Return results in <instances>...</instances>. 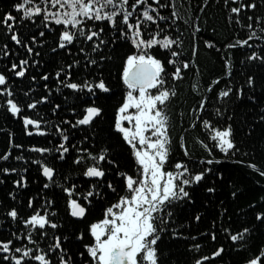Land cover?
Returning a JSON list of instances; mask_svg holds the SVG:
<instances>
[{
  "label": "snow or ice",
  "instance_id": "6c2138e0",
  "mask_svg": "<svg viewBox=\"0 0 264 264\" xmlns=\"http://www.w3.org/2000/svg\"><path fill=\"white\" fill-rule=\"evenodd\" d=\"M225 3L236 4L237 0H225ZM262 5L264 0H241L238 6L230 7L231 13L237 14L238 24L241 23L239 14L242 10H251L253 14L245 12L246 19L251 21L246 24L250 30L248 38L225 47L248 46L251 49L249 40L264 42V15L255 14ZM166 6L174 7L162 4L161 0H15L10 5L15 13L12 10L0 13V30L4 36V42L0 43V57L7 58L10 53L15 55L14 47L24 50L22 56L33 57H17L16 62L9 61V66L0 70V106L11 117H19L25 135L47 139L48 135L55 133L58 141L51 147L30 143L25 148L23 143H13L9 133V145L25 149L28 154L21 152L16 155V165L13 166L7 163L13 159L12 154L9 151L0 153V162L5 165L0 166V184L10 174H15L12 185L17 189H26L29 184L26 165L30 162L35 165L36 180L41 183L42 189L58 187L63 201L60 205L45 192L43 202L36 206L35 198L30 196L27 206L32 211L23 217L16 207H10L6 217L19 221L23 227L11 234L20 241L19 244L13 239L0 240V264H163L158 241L162 242L164 236L175 238L184 235L175 227L180 205L195 204L201 192L205 194L206 201L207 194L215 191V187L208 186L207 181L209 176H222V173L212 166L219 164L223 157L231 158L239 147L232 124L221 125L219 120L212 118L213 115H225L221 107H213L212 113L205 109L210 99L221 103L225 98H241L244 89L234 87L229 81L232 86L226 85L216 92L213 86L221 82V77L216 76L207 85V91L212 93L210 98L200 96L199 83H193L192 91L200 98L190 110L195 120L189 128L203 130L204 138L196 136L194 144L202 148L205 155L199 158L197 164L191 159L184 135H180L178 148L188 159H172L173 140L169 131L172 118L168 104L177 95L175 82L183 78L184 70H191V62L186 58L179 59L181 53L177 49L182 41L179 36H173L168 30L171 25L167 23V19L175 23L179 13L173 10L166 18L159 11ZM37 21L39 28L36 31L27 35L20 31L21 28L33 27ZM159 22H164L163 27ZM199 30L197 27L196 32ZM52 33L55 47L50 51L54 55L65 53L72 56L74 47L82 54L80 57L73 56L71 62L59 64L54 71L56 91L68 90V96L74 94L76 101L66 108L73 118L62 119L59 123L43 116L34 117L27 112L35 110L40 104H51L49 94L29 97L22 102L10 87L13 77H24L30 65L39 66L37 58L41 53L37 48L45 46L46 34ZM118 42L127 44L128 51L120 57L117 68V78L123 91L114 108L109 131L126 148L132 164L130 170L121 166L110 146L92 150L86 145L90 142L88 132L96 128L104 116L105 109L97 101L111 91L101 62L107 63L112 57L101 49L109 46L114 49ZM204 43L214 47L210 40ZM160 50H165L163 58H158L156 54ZM195 51L194 46L193 54ZM81 60L84 61L82 66ZM246 60L258 61L259 66H264V47L251 50ZM223 64L224 74L231 77V59H225ZM168 66L173 70L169 71ZM73 68L83 74L74 76ZM97 72L99 75H96ZM40 78L48 81L49 73L44 72ZM31 80L36 81L37 76L33 75ZM245 84L253 92L249 99H260L254 94L256 77L246 75ZM43 87L51 92L47 83ZM32 90L29 88V92ZM24 95L28 97L27 92ZM61 107L60 103H56L51 111L55 114ZM78 129L84 135L74 142L76 138L71 133ZM58 161H68L67 173L57 169ZM247 166L264 178V167L251 161L247 162ZM56 177L60 178L59 181ZM110 193L114 195L112 200H108ZM8 196L16 198L12 191L8 192ZM260 199L264 202V196ZM98 204L101 205L99 217L89 220ZM254 206L260 209L253 216L259 222L257 226L264 225V204ZM190 219L199 221L201 216L196 214ZM84 221L87 223L83 231L73 230L67 235L61 231L65 223ZM223 230L227 233L226 239L243 247L239 242L245 240L252 229L242 227L235 233L227 227ZM208 235L215 242V232L211 231ZM85 236L87 242H84ZM73 239L82 242V249L75 253L65 247V243ZM190 247L199 249L201 245ZM224 250L222 244L216 246L210 257L218 258ZM77 256L79 259H76ZM210 257L202 255L194 259L193 264H202ZM262 257L264 247L259 249V255L247 258L245 264H264Z\"/></svg>",
  "mask_w": 264,
  "mask_h": 264
},
{
  "label": "trees",
  "instance_id": "16d2710c",
  "mask_svg": "<svg viewBox=\"0 0 264 264\" xmlns=\"http://www.w3.org/2000/svg\"><path fill=\"white\" fill-rule=\"evenodd\" d=\"M14 2L15 0H0V13L10 10V5ZM149 2H151V0H149ZM240 2L241 0H237L236 4H226L225 0H207L206 3L205 0H161L162 4L174 6H166L165 8L159 9L163 16L166 18L170 17L173 10L179 13V18L175 20V23H173L172 19H167V23L171 25V28L168 30L171 31L173 36H179L182 41V44L177 49L181 53L179 59H190L189 61L193 63V65H191V70L185 71L187 75L184 77V80L182 79L183 82L176 83L177 95L173 98V105H171L170 102L172 109L170 105L168 106V112L172 120H177V118H179V124L178 127H176L177 133L181 131L184 133L185 141L192 155H205L203 150L198 145L194 144V138L196 136H200V138L203 139L200 128L189 129L190 120H193V113H191L190 110L197 104L200 98L192 91V85L198 82L200 85V96H204L206 94L207 85L211 83L212 79L216 76H220L221 82L213 86L216 92L218 89H224L226 85H229V81H231L234 87L244 89V95L239 99L233 98L229 100L225 98L221 103H216L210 99L205 111L212 113L213 107H221L225 115L223 117H215L213 115L212 118L214 121L219 120L220 124H232L237 146L239 147V151L237 152L239 158L236 159V162L241 163V161H245V163H242L243 165L229 162L214 167L222 173V176H209V180L207 181L208 186L215 187V191L211 194H207L206 201L204 199L205 194L201 192L192 209H188V211L184 210L187 209V206L181 208V211L175 217V227L178 231H182L184 235L175 238L164 236L162 237V242L159 241L158 243L159 250L162 253L163 264H190L198 256L210 255L214 247L221 244L224 246L225 250L216 264H241L247 258L254 255L259 247H264V225L257 226L259 222L255 221L253 218L254 212L260 210L254 205L264 204L260 199L264 196V178L259 177L257 173L247 167L248 161L255 162L258 166L264 167V87H261V84L264 83V66H259L258 61L254 63L246 60V56L250 54L252 48L246 51V49L239 47H225L227 43L233 42L235 38H246L244 30L247 28L246 24L251 22L246 19L245 12L247 15H252V11L243 10L242 13L239 14L241 19V23L239 24L236 23L237 15L230 11L231 6H238ZM257 2H260V0H257ZM255 14L264 15V5L256 9ZM159 23L161 27H163L164 22ZM195 27L200 29L199 32H196ZM38 28L39 25L36 23L33 27L29 29L21 28L20 31L27 35L32 31H36ZM53 35L54 33L46 34L45 46L37 48L41 53L37 58L40 63L39 66L32 69V75L30 76L36 75L37 80H32V83L27 81V83L30 84L25 88L34 86L38 83L44 85L46 81L40 78L44 72L49 73V84H55L53 77L57 66L65 61L71 62L73 56H82L81 53L76 51L75 47L73 48L72 56H68L65 53H57L54 55L50 51V48L55 47V45L52 44ZM104 39H107V37H104ZM206 40L212 41L214 47L205 45L204 41ZM3 42L4 36L2 30H0V43ZM193 43H195L196 46L194 58L190 55ZM249 44L251 45L252 42ZM261 47H264V43ZM22 51L24 52L23 49ZM101 51L112 57L107 63L101 62L104 78L107 80L112 93L109 97L107 95L106 97L102 96L99 102L97 101V103L102 105L105 109L103 118L98 122V127L100 128V132H104L106 135L105 142L108 143L111 150H117L123 153L122 149L124 146L119 143L115 135L110 133L109 124L117 99H119L121 95L120 84L118 83V78H116L117 68L120 64V57L128 51V45L123 42H118L114 49L112 46H109L107 48H102ZM164 51L165 50H162L156 53L158 58H163ZM0 58L3 59L4 57ZM9 58H7L6 61L9 60ZM229 58L232 62V75L235 74V76L224 79L223 62L225 59ZM83 64L84 61L81 60V66ZM197 68L199 71H197ZM168 70L172 71L173 69L171 66H168ZM72 71L76 77L83 74L77 71L76 68H73ZM34 72H39L40 75L34 74ZM248 74L254 75L257 79L254 94L260 97L258 100L249 99L253 92L250 91L245 84L246 75ZM96 75H99V72H97ZM47 90L48 89H46V91ZM61 91L62 92L59 94L51 93V104L47 103L44 105V108H42V105H40V107L42 110H46L47 113H51V107L54 105L53 99L56 98L54 102L59 101L62 107L57 110L55 117L61 116L63 119L67 117V119H70L66 108L68 105L73 104L71 100H73L74 94L68 96V90L62 89ZM23 92H27V90L24 89V91H20L21 95H16L18 100L22 102L29 98L25 97ZM44 93L45 90L40 86L34 93L30 94L33 98H38L39 95ZM206 96L211 98L212 93L208 92ZM37 116L43 115L38 113ZM176 124L177 121H175V125ZM12 129L16 132L19 130V128L14 125V122L11 121L10 115L0 106V144L2 146L6 143V135L13 132ZM79 132L84 134L82 130ZM76 133L77 132L72 131L71 135L73 136V134ZM177 133H175V135ZM54 134L55 133L50 135L55 137L56 135ZM186 134L190 137L186 136ZM88 135L90 136L89 132ZM74 136H77V134ZM90 137L93 136L91 135ZM46 142L45 138L40 137L38 139H33L30 143L44 145ZM105 142H102V144ZM91 144V142H86V145ZM97 144L98 143H93L91 149L95 150L98 148L99 145ZM2 152L3 151H0V153ZM127 154L126 151V156ZM126 166L124 168H126ZM56 167L59 171H63L64 173L69 171L68 161L63 163L56 162ZM29 169L27 173L29 179H34L38 185L34 188L24 189V193L29 197H35V193L33 192H37L38 196L41 195L43 199L46 192L49 198H54L58 204L62 205L61 193L58 189L49 188L47 190H42L41 183L35 180V166H30ZM57 178L58 180L60 179L59 177ZM11 187V184L8 185L6 183L5 186L1 188L2 194H0V199L2 197L1 195L4 196ZM32 189L34 190L31 191ZM226 192L230 193L228 198L226 197ZM233 192L236 193L235 196L232 195ZM27 195L21 198L22 203H20V200L17 201L16 204L8 202L5 212L10 207H16L21 215L23 212L22 205L24 206L27 204ZM58 196L60 197L58 198ZM95 212L94 210L91 215ZM60 214L63 215L62 210ZM196 214L201 216V219L197 222H195L196 220L190 219ZM90 217L91 216H89V220L91 219ZM83 223L86 224L85 221ZM82 224L65 223V227L61 229V231H63L64 234L65 232L68 234L73 230L81 231ZM225 227L232 233L239 231L242 227H249L252 230L247 235V239L243 241V247H238L237 244H232L226 239L227 233L223 230ZM211 231L215 232V242H213L208 235ZM70 243L71 242H66L65 247L72 251V246L74 244ZM195 244H200L201 247L199 249L190 247ZM206 264H212V262Z\"/></svg>",
  "mask_w": 264,
  "mask_h": 264
},
{
  "label": "rangeland",
  "instance_id": "374dc122",
  "mask_svg": "<svg viewBox=\"0 0 264 264\" xmlns=\"http://www.w3.org/2000/svg\"><path fill=\"white\" fill-rule=\"evenodd\" d=\"M10 10H12L14 13H15V10L14 9H10ZM243 11V10H242ZM237 15V14H236ZM251 22V21H250ZM38 25H39V21H37L36 22ZM59 27V26H58ZM195 29H196V27H195ZM244 33H245V39H247L248 38V36L250 35V30L248 29V28H246L245 30H244ZM257 35L259 36V32H257ZM237 40H239V39H234L233 40V42H231V43H227V45H229V44H236V42H237ZM254 41V39L251 41V40H249V43H251L252 42V50H256V49H258V48H261V45L264 43V42H262V41H260L259 39H255V41ZM195 46V43H193V46L191 47V50H190V55H191V57L192 58H194L195 57V54H193V47ZM237 47H239V48H244V49H246V51H248V50H250V48L248 47V46H237ZM228 48V47H227ZM195 49H196V46H195ZM160 51H162V50H160ZM13 52L15 53V55H12L11 53H10V55H9V57H7V58H9V60H7L6 61V59L7 58H3V59H1L0 58V70L2 69H5L6 67H8L9 66V61H11V62H16V60H17V57H20V58H24V56H22V53H23V51H22V49H17V48H13ZM92 55H95L94 53L92 54ZM25 58H27V59H32V58H30V57H25ZM191 58V59H192ZM181 60H183V59H181ZM190 60V59H189ZM192 61V60H191ZM191 65H193V63H191ZM35 67H37L36 65H30L29 67H28V70H27V73H26V75L24 76V77H20V78H16V77H13V79H12V83H11V85H10V87L13 89V91H14V94H15V96L16 95H21V93H20V91H24V89H26L27 90V93H28V97H31V98H33L32 96H31V94L30 93H34L35 92V90L37 89V88H39L40 86H42L43 87V85H41V84H35L34 86H30V87H28V88H25V87H27V86H29L28 84H30V83H27V81L28 82H31L32 83V80H31V75H32V69H34ZM34 71V70H33ZM186 70H184V76H183V80H184V77L187 75V73L185 72ZM34 74H37V75H40L39 74V72L37 73V72H34ZM197 75V74H196ZM225 77H224V79H228L229 77L228 76H226V75H224ZM231 76H235V74L234 75H231ZM116 77V76H115ZM117 78V77H116ZM56 78H55V76L53 77V80H55ZM182 79H180V80H178V81H176L175 82V87H176V89H177V86H176V83L177 82H180V83H182L183 81H182ZM46 83L49 85V89H51V91L52 92H50L49 93V91L47 90L46 91V89L43 87V89L45 90V93L44 94H49L50 95V100H51V93H55V94H59L60 92H57L56 91V88H57V85L56 84H49V82L48 81H46ZM118 83L120 84V89H121V95H122V91H123V89H122V85H121V83H120V81L118 80ZM169 83L171 84L172 82L171 81H169ZM29 88H32L33 90L31 91V92H29ZM18 91H19V93H18ZM218 91H219V89H218ZM217 91V92H218ZM62 92V91H61ZM23 93H25V92H23ZM112 93V91H110L108 94H107V96L109 97V95ZM208 94V91H207V87H206V94L204 95V96H206ZM121 95L119 96V99H117V102H116V105H115V107L117 106V104H118V102L120 101V99H121ZM25 96V95H24ZM106 97V96H105ZM17 99H18V97H16ZM101 98H102V96H101ZM100 98V99H101ZM56 99V98H55ZM55 99H53V104H56V103H60L59 101H56V102H54V100ZM99 99V100H100ZM99 100H98V102H99ZM72 102H73V104L76 102L75 101V98H73V100H71ZM172 101H173V99L171 100V105H173L172 104ZM47 104V102L46 103H44V104H40V105H42V108H44V105H46ZM40 105H38L37 106V108L35 109V110H27V112L28 113H30L32 116H34V117H36L37 116V114L38 113H41V115H43V117L45 118V119H48V120H51V121H57V123H59L63 118L61 117V116H58L59 117V119H58V117H55V114H53L52 112L51 113H47L46 112V110H42V108L40 107ZM170 105V103L168 104V106ZM170 105V108L172 109V106ZM189 113V112H188ZM192 113V112H191ZM190 113V114H191ZM68 114V116H69V118L70 119H72L73 117H72V114L71 113H67ZM181 115V114H180ZM11 117V116H10ZM56 118H57V120H56ZM68 118V117H67ZM172 118V117H171ZM65 119V118H64ZM194 120H195V116H194V114H193V120L191 119L190 120V123H193L194 122ZM11 121H13L14 122V125H16L18 128H19V130L16 132L15 130H13V132H11V134H12V140H13V143H23L24 145H25V148H27V146H28V144H30V142H32V140L33 139H38V138H40L41 136H36V135H33V136H31V137H29V136H27V135H25L24 134V132L22 131V124H21V122H20V120H19V117H16V118H13V117H11ZM175 121H177V124L175 125ZM178 124H179V118H177V120H172L171 119V127H170V129H169V131H170V134H171V137H172V140H173V152H172V159L173 160H175V159H188V158H186V157H183V155H182V150H180L179 148H178V142H179V137H180V135H184V133H182V131L181 132H179V133H177V131H176V127H178ZM221 125H223V124H221ZM43 126V125H42ZM65 127H67L66 125H65ZM189 129H193V128H189ZM74 132H77L76 134H77V136H75V138H76V140L74 141V142H76V141H79V139L84 135V134H82L81 132H79L80 130L78 129V130H73ZM200 132H201V135H202V138H204V132H203V130L202 129H200ZM14 133V134H13ZM175 133H177L176 135H175ZM76 134H73V136L74 135H76ZM89 134H90V136L92 135L93 137H90V142L93 144V143H98L97 145H99V147H103V146H108V143L107 142H105V138H106V135L104 134V132H100V128L97 126L96 128H94V129H92V130H90L89 131ZM55 135V134H54ZM186 136H189L188 134H186ZM185 137V136H184ZM190 137V136H189ZM41 138H44V137H41ZM48 139V140H47ZM47 139H46V144H42L41 146H49V147H51L52 146V143H56V142H58L57 141V139H56V136L55 137H53V136H51V135H48L47 136ZM102 142H105V143H103L102 144ZM209 143H211L210 141H208ZM2 143V142H1ZM110 143V142H109ZM4 144V143H3ZM91 144V145H92ZM1 145V144H0ZM91 145H87L88 147H90V149H91ZM98 147V148H99ZM98 148H96V149H98ZM202 149V148H201ZM203 150V149H202ZM0 151H9L11 154H12V157H13V159H10L7 163L8 164H11V165H13V166H15L16 165V161H15V159H14V157L16 156V155H18V154H20L21 152H24L26 155L28 154V153H26L25 152V149H15L14 147H11L10 145H9V134L8 135H6V143L4 144V146H2L1 145V147H0ZM72 151V149L70 148V152ZM112 151H114V154L116 155V156H118V159H119V161H120V164L123 166V167H125L126 165V168L127 169H131L132 168V164H131V162H130V159H129V154H127V156H126V151L127 150H125V148L123 147V149H122V151H123V153H121L120 151H117V150H112ZM203 152H204V150H203ZM128 153V152H127ZM237 154V152L231 157V158H228V157H223L222 159H221V162L219 163V164H217V165H214V166H212V167H217V166H220V165H222V164H226V163H236V164H238V165H243L242 163H240V162H236V159H238L239 157H238V154ZM32 155H37V154H32ZM201 156H198L197 154H195V155H191V159L192 160H194V161H196L197 162V164H199V158H200ZM126 158H127V160H126ZM49 159H50V157H49ZM122 160V161H121ZM125 161V162H124ZM59 162V161H58ZM60 163H63V162H60ZM0 166H5L2 162H0ZM30 166H32V167H34L35 165H32L30 162L26 165V167L29 169V167ZM191 166V165H190ZM206 166V165H205ZM248 167V166H247ZM249 168V167H248ZM250 169V168H249ZM30 170V169H29ZM250 170H252V169H250ZM29 172V171H28ZM27 174V173H26ZM28 175V174H27ZM14 176H15V178H16V175L15 174H10L6 179H4V183H2L1 185H0V194H2V191H1V188L3 187V186H5V184L7 183L8 185L9 184H11V188H10V190H7V193L3 196V195H1L2 197H1V199H0V240H2V239H13L14 240V243H16V244H19L20 243V241H17L11 234L13 233V232H19L20 231V229L23 227L20 223H19V221H12L11 220V218H8V217H6V212H5V208H6V204L9 202V203H15L16 204V202L17 201H21V198L22 197H24V196H26L27 194H25L24 193V189H17L14 185H12V183H11V181H12V179H14ZM12 177V178H11ZM56 179H57V181H59L58 180V178L56 177ZM35 180H36V178H35ZM77 183H79L78 181H77ZM38 185V183L37 182H35L34 181V179H29V184H28V186H27V188L26 189H30V188H34L35 186H37ZM41 187H42V185H41ZM51 188H56V189H58V191L61 193V191H60V189L58 188V187H55V186H53V187H51ZM25 189V190H26ZM34 189H32L31 191H33ZM42 190H44V189H42ZM10 191H12L13 192V194L15 195V199H12V197H10V196H8V192H10ZM33 193H35L34 194V196L36 197H34L35 198V200H34V202H35V205L36 206H39V203H42L43 202V199H42V197H41V195L40 196H38V194H37V192H33ZM227 193V198H228V195H230V193H228V192H226ZM28 196V195H27ZM223 196H225V195H223ZM29 197V196H28ZM31 197H33V196H31ZM60 196H58V198H59ZM114 198V195L113 194H111L110 193V195L108 196V200H112ZM62 200V199H61ZM20 203H22V201L20 202ZM19 204V203H18ZM61 204H63V201H61ZM22 205V204H21ZM183 206H187V209H184V210H187L188 211V209H192V207L193 206H195V204H192V203H189V204H187V205H185V204H182V205H180V208H183ZM22 207H23V212H22V214L20 215V216H26L27 214H29L31 211H32V209H30L28 206H27V204L26 205H22ZM9 209V208H8ZM7 209V210H8ZM6 210V211H7ZM96 211L93 215H90L91 217V219L90 220H93V219H96L97 217H99V215H100V211H101V205H96V207L92 210V213H93V211ZM86 223H87V221H85ZM195 222H197V221H195ZM79 224H82L83 222H78ZM83 226L81 227V231H83L84 230V228H85V224L83 223L82 224ZM65 234L67 235V232H65ZM21 239H23V236H21ZM246 239H247V237H246ZM230 241V240H229ZM244 241V240H243ZM243 241H240L239 243H243ZM71 243L70 244H74L73 246H72V251L71 252H73V253H75V252H77L78 250H81L82 249V242H77V241H75V240H71L70 241ZM84 242H87V236H85V240H84ZM231 242V241H230ZM24 243L25 244H27V241L25 240L24 241ZM158 243H159V241H158ZM232 244H235V243H233V242H231ZM43 244H44V242L42 241L41 242V246H43ZM66 244V243H65ZM29 246H31V245H29ZM218 246V245H217ZM262 247H259L258 249H257V251L254 253V255H259V249H261ZM203 253V252H202ZM223 254V253H222ZM254 255H252V256H254ZM202 256V255H201ZM203 256H206V255H203ZM222 256V255H221ZM221 256L220 257H218V258H211L210 257V255H208V257H210V260L209 261H202V264H206V263H208V262H212V264H216L218 261L217 260H219L220 258H221ZM251 256V257H252ZM200 256H198V257H196V258H199ZM251 257H249V258H251ZM76 259H79V257L77 256L76 257ZM264 259V257H262V260ZM194 261V260H193ZM193 261L190 263V264H193ZM241 264H245V261H243Z\"/></svg>",
  "mask_w": 264,
  "mask_h": 264
},
{
  "label": "bare ground",
  "instance_id": "6f19581e",
  "mask_svg": "<svg viewBox=\"0 0 264 264\" xmlns=\"http://www.w3.org/2000/svg\"><path fill=\"white\" fill-rule=\"evenodd\" d=\"M108 93H106V94H103L102 96H106Z\"/></svg>",
  "mask_w": 264,
  "mask_h": 264
}]
</instances>
